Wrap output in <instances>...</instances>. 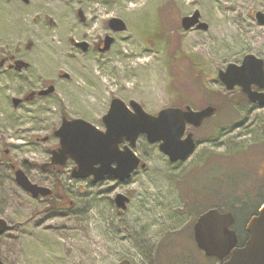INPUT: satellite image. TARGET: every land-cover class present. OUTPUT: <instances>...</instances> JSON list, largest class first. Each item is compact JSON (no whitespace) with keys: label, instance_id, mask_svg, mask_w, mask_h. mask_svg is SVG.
<instances>
[{"label":"rangeland","instance_id":"374dc122","mask_svg":"<svg viewBox=\"0 0 264 264\" xmlns=\"http://www.w3.org/2000/svg\"><path fill=\"white\" fill-rule=\"evenodd\" d=\"M67 2L55 9L43 7L45 22L42 18L32 22L31 8L27 14L23 10L20 22L15 15L3 20L9 30L8 35H0V52L14 51L26 41L33 45L25 55L30 65L24 74L0 72V218L8 224L0 235L1 261L179 264L177 255L182 259L189 253L191 262L186 264H205L192 240H186L192 236L194 219L214 205L225 209L223 178L241 183L248 171L255 178L258 170L256 165L247 166L246 157L238 151L226 157L219 145L231 141L244 149L248 136L244 135L240 92L226 90L217 72L237 62L238 50L250 37L248 16L261 8L263 0ZM78 9L85 13L83 24L77 18ZM195 10L207 28L183 31L180 19ZM112 17L125 22L126 29L111 33L105 21ZM49 19L52 25L46 24ZM106 33L114 36V42L103 53H81L72 46L71 41L83 40V34L94 41ZM41 81L53 84L51 96L12 105V99H18L30 84L37 87ZM217 97L227 98V104L199 128L188 126L197 145L189 159L178 165L144 136L134 150L146 167L126 181L106 179L95 184L89 178H72L70 161L59 169L62 201L57 204L62 207L57 210L32 198L15 181L14 171L23 169L31 182L51 187L52 176L39 165L58 145L53 131L64 116L89 120L103 130L101 117L112 98L125 103L134 100L154 115L165 106L188 105L198 110ZM23 160L34 165L26 166ZM257 184L254 188L261 195L264 184ZM117 193L129 198L124 210L113 201ZM259 198L250 197L237 210L233 229L240 237L248 215L257 211ZM171 233L180 235L176 240Z\"/></svg>","mask_w":264,"mask_h":264},{"label":"water","instance_id":"95a60500","mask_svg":"<svg viewBox=\"0 0 264 264\" xmlns=\"http://www.w3.org/2000/svg\"><path fill=\"white\" fill-rule=\"evenodd\" d=\"M261 13H257L259 15ZM114 31H123L126 24L120 18L109 21ZM181 29L189 30L196 27L206 29L207 24L199 19V12L195 10L191 15L180 19ZM111 38H106L105 48L110 47ZM255 59L246 56L247 59ZM218 79L231 91L240 86L246 92L251 102L257 97L250 93L246 84V74L254 75L260 82L264 79V72L260 63L256 68L247 70L244 65L238 67L230 62L224 69L218 71ZM53 87L46 90L52 92ZM259 100L264 103V95ZM18 99H12V105L18 104ZM217 108L213 105L194 110L188 105L181 107H165L151 115L136 101L126 104L123 100L112 98L107 113L102 117L104 130L82 118L67 119L64 116L53 135L58 137V147L52 151V161L64 165L68 159L74 162L71 177L86 179L92 177L93 183H98L105 176L113 177L120 182L130 179L131 175L140 169H145V163L134 151L137 140L144 136L148 143L158 144L159 151L168 157L171 163L184 161L192 154L196 147L192 132L186 134L188 125L193 128L210 118ZM122 146V148H121ZM15 181L32 197L50 194L47 188L31 183L25 172L17 169ZM113 201L116 207L124 210L129 198L117 193ZM235 218L230 211H220L213 207L198 215L192 225L193 241L197 249L207 258H214L220 264H264V203L256 214L249 217L244 229L246 241L239 245L238 236L233 225ZM8 230L7 221L0 218V235ZM0 264H4L0 259Z\"/></svg>","mask_w":264,"mask_h":264},{"label":"flooded vegetation","instance_id":"af4514ba","mask_svg":"<svg viewBox=\"0 0 264 264\" xmlns=\"http://www.w3.org/2000/svg\"><path fill=\"white\" fill-rule=\"evenodd\" d=\"M60 3H68V2H67V0H0V30H1L0 35H2V33L3 34L7 33V35H8L9 27H8V24L3 22L4 19L11 18V17H13V15H15L17 22H20L19 21L20 17H21L20 15L23 12V10H24V13L27 14L28 11L30 12V8H31V9H34L32 11V13H30L32 15V22L38 23L39 18H40V20L42 18L43 21L45 22L44 18L42 17L43 16L42 12H44L43 7L52 6L55 9V8L59 7ZM261 5L262 6L259 10H256V12H252L248 16L246 28L248 29V34L250 36V37H248L249 41H244V42H247L246 45L243 48H240V50H238L237 62L235 64H237L238 67H241L244 65V67L247 70H251L252 68H256L257 66H259L261 63L262 68H263V72H264V0H263ZM31 6H33V7H31ZM12 8H16L15 11H17V12L15 13L12 10ZM257 13H261V14L257 15ZM76 14H77V18H78L79 22L81 24H83L86 21L85 13H83V11L81 9H78V10H76ZM112 18H115V17H112ZM13 19L11 20L12 24H13ZM110 19H107V21H105L106 26L108 27L109 31L111 33L121 32V31H114L113 30L112 26L109 23ZM46 24L52 25V20H50V19L47 20ZM103 36H104V38H98V39H95L94 41H91V39L88 38L87 34H83V37H82L83 40H80V41L72 40L71 43H72V46L77 51H81V53H84L87 51L88 52L97 51L99 53H103L104 52L103 50L105 48L104 44H105L106 38L109 37L112 39V41L109 44L110 46L114 42V36H112L111 34L106 33ZM32 45H33L32 41H26L23 45H19L17 48H15L14 51H10L9 49L8 50L3 49L4 52L3 51L0 52V72L2 74H7V73H12L14 75L24 74L25 71H27L29 69V65H30L28 63V61L26 60L27 57L25 55H28V53L31 50L30 48L32 47ZM35 55H37V53ZM252 55L255 57V59L252 58V59H247L246 61L244 60L246 56H252ZM63 75L65 77H68L65 74H63ZM244 76H245L244 82L249 85L250 93L259 97L256 100H254V102H251L249 100L248 95L246 94V92L243 90V88L241 86H240V88L237 86L234 87V88H237L239 90L240 95H241L240 102H241V106H242L243 129L246 133L244 135L248 136V138H244V140H245L244 146L245 147H244V149H240V148L236 147L237 144L233 145L231 141L229 142V144H224L222 142L219 145H221L223 147L224 152H226V157L228 155H230V153L231 154L237 153V152H233V151H238V153H240L242 155V157L243 156L246 157L247 166H249V167H251L252 165L257 166L258 170L256 171L257 174H256L255 178H253L252 173L249 174L250 172L248 171L247 172L248 176L243 177L240 182L241 183L248 182L250 197H254V196L259 195V197L262 198V197H264V185L262 186L263 187L262 188V194H261L262 196L260 195L261 192L258 191L259 188H256L257 189L256 190L254 187L256 186V184L258 182H262L264 184V103L263 104L259 103V100H261L263 97L262 95H264V79L262 82H260L254 75L246 74ZM24 85H25L24 87H26V85H28V83L27 84L25 83ZM50 87H53L52 92L46 93V90H48ZM53 91H54V86H53V84L51 85V83H49V82L41 81V83H39V86H37V87L33 86V84H30L28 89H26L21 94V96L18 98L19 102H18L17 106H19V104H22L24 102H30V100H34V99H40V100L46 99L47 97L52 95ZM215 107L217 108L216 111L218 112L220 110V108L217 107L216 105H215ZM102 117H101V123H102ZM62 118H61V120H62ZM85 121H88L89 123H91L89 120H85ZM91 124H93V123H91ZM93 125L95 127H97L95 124H93ZM97 128H99V127H97ZM187 128H186V134H188V132H191V131H187ZM54 131H53V133H54ZM39 139L40 138H38L37 140H39ZM48 139H49V137L43 136V140H48ZM193 139H194V134H193ZM194 142H195V139H194ZM213 142L215 143L216 146L218 145L215 142V140H213ZM196 144H197V142H196ZM56 147H55V149H57ZM121 148H122V146H121ZM55 149H51L49 151V155L46 158V161L42 165H39V168L41 171H43V172L46 171L47 173H49L52 176L51 187H48L46 185H42V184H39L36 182V184L38 186L43 187V188H47L50 191L49 192L50 194H48L46 196L39 195L38 197H34V198L42 199V200L46 201L47 203H51L50 210H57L58 208L62 207V205L57 204V203L62 201V193L59 192V190H60L59 189V182L57 181L58 180V174H59V169H61V166L67 165V163L71 161V160H67L64 165H58L57 163L54 164L51 157H52V151H54ZM165 157L168 159L167 156H165ZM23 161H24L23 163L26 166L34 165V163H30L26 160H23ZM168 161H169V159H168ZM179 163H182V162L178 161V162H175L173 164L178 165ZM74 166L75 165L73 162V166L71 168V171L74 168ZM21 171H23V169ZM25 174H26V172H25ZM14 176H15V174H14ZM26 176L28 177L27 174H26ZM28 179H29V177H28ZM86 179H88V178H86ZM89 179L92 181L91 176L89 177ZM106 179L112 180L114 178L109 177V176H105L103 178V180H106ZM103 180H101V181H103ZM224 180H225L224 185L226 184L224 192H227L224 195L230 196L236 191V189H234V187H235L234 185H235L236 181L231 180V178H229V179L223 178V180H221V181L224 182ZM124 181H126V180H124ZM219 183H222V182H218V184ZM254 183H256V184L254 185ZM250 185H252L251 188H250ZM258 185L259 184H257V186ZM25 192L27 194L31 195L29 192H27V191H25ZM31 197H32V195H31ZM255 198H257V197H255ZM68 202L71 204V201H68ZM256 210H258V209H256ZM246 238H247V235L246 236L244 235L242 240L245 242Z\"/></svg>","mask_w":264,"mask_h":264},{"label":"trees","instance_id":"16d2710c","mask_svg":"<svg viewBox=\"0 0 264 264\" xmlns=\"http://www.w3.org/2000/svg\"><path fill=\"white\" fill-rule=\"evenodd\" d=\"M227 102H228L227 98H225V97L224 98L223 97H220V98L217 97V98H214L212 100H209L208 104L211 103V104H214V105H216L217 107L220 108L221 105L227 104ZM246 176H248V175H246ZM234 186H235L234 189H236V191L230 196L224 195L223 197H225L227 199V200H224V202H225V210L226 211H231L236 216L237 210H239V212H240V209H242V208H244V206H246V204L250 200V195H249V190H248L249 189L248 182H246V183H238L236 181ZM263 201H264V197L259 198V200L257 202V205H256L257 208H258V205L260 203H262ZM214 206H216V205H214ZM248 216H251V213ZM179 235H180V233H177V234H172L171 233L170 234V236H174L175 239ZM168 238L164 239V241L167 240ZM190 239L192 240V236L189 234L188 235V239H186V240H190ZM196 251H197V249H196ZM197 254H199L198 256H200V258L204 259L203 263H205V264H219V261L217 259L215 260L214 258L204 257V256H202V253H200L199 251H197ZM182 256H183L182 259H180V257L178 255L176 257L177 258V262L179 264H184V263L186 264L187 262H191V257L189 255V253L188 254L184 253V255H182ZM191 256L194 257L195 254L193 253V254H191ZM170 260H171V258H170ZM170 264H173V263H170Z\"/></svg>","mask_w":264,"mask_h":264}]
</instances>
